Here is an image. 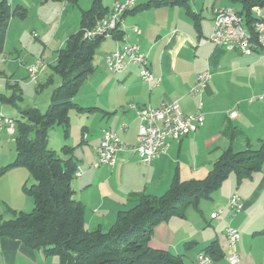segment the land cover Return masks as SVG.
<instances>
[{"label":"crops","instance_id":"crops-1","mask_svg":"<svg viewBox=\"0 0 264 264\" xmlns=\"http://www.w3.org/2000/svg\"><path fill=\"white\" fill-rule=\"evenodd\" d=\"M118 1L122 0H102L106 13ZM151 1L154 0H137L133 9L122 17L121 37L103 38L99 43L101 57L96 58V62L93 60V71L73 96V101L84 108L79 112L73 110L76 114L73 121L69 112L74 128L80 127L79 140L69 128L73 140L68 144L61 136L62 129L58 126L52 128L60 129L53 131L56 150L64 144L74 148L73 158L80 174L73 178L71 186L74 197L84 206V224L89 230L108 229L120 210L133 207L141 195H162L175 177L181 181L203 179L214 161L228 148L234 151L258 149L264 144V101H247L264 90V52L255 50L243 54L209 40L214 7L228 5L237 11L241 6L231 0H186L185 5L145 6ZM62 2L9 0L11 7L21 5L27 8V15L59 9L60 21L48 41L53 42L56 36L60 39V47L69 34L79 29L76 27L81 19L80 13L91 6L92 0ZM66 3L77 11H69ZM234 4L238 6L234 7ZM256 8L264 14V3L252 6L254 17ZM14 18L8 22L5 40ZM39 26L31 24L29 29L35 33L34 28ZM117 42L140 44L148 57L154 76L152 82L141 78L138 65L129 64L121 72L106 69L104 56L115 48ZM56 56L57 51L54 62ZM35 58L27 61L17 55L13 62L17 59L27 77L25 65ZM49 66L50 61L40 73L38 82ZM203 71L210 73L207 86L191 95L189 89ZM175 99L185 114L194 112L198 103L203 102L204 120L196 131L178 141H170L166 152L149 164H144L128 150L119 152L111 167L96 164L95 147L103 129L117 132L126 145L137 142L140 121L128 108L129 103L157 107L161 101ZM231 111H236L234 117L230 116ZM6 134L10 135L7 131ZM51 139L49 136L48 146ZM261 166L260 170L240 181L234 173L229 174L209 198L199 201V209L188 207L184 217L171 216L154 225L150 246L181 255L184 264H197V253L216 241L223 256L214 264H230L228 256L232 249L224 234L225 227L230 225L240 233L235 245L238 264H264V163ZM31 182L28 170L20 165L1 175L0 213L29 211L34 201L21 188ZM233 192L239 194L244 206L236 215L231 214L228 205ZM212 213L217 216L211 217ZM0 264H60V259L57 255L46 254L42 248L26 246L18 239L0 237Z\"/></svg>","mask_w":264,"mask_h":264},{"label":"trees","instance_id":"trees-1","mask_svg":"<svg viewBox=\"0 0 264 264\" xmlns=\"http://www.w3.org/2000/svg\"><path fill=\"white\" fill-rule=\"evenodd\" d=\"M70 1L76 3V0ZM231 1L241 6L237 12L243 17L244 24L251 28L256 19L251 8L262 5L264 0ZM185 3L186 0H154L145 6ZM80 14L79 29L67 36L57 51L55 63L50 65L52 73L60 77V83L52 89L48 108L41 111L37 107H24L19 109L17 117H12L15 122V158L0 167V176L13 167H25L32 182L23 184L21 189L34 202L28 212L11 210L9 214L0 213V237L18 239L34 249L42 248L46 254L57 255L60 264H184L181 255L150 246L154 225L171 216L184 217L188 207L199 209V201L209 198L229 174L234 173L240 181L260 170L264 163V144L258 149L234 151L228 148L214 161L203 179L181 181L175 177L162 195H141L133 207L120 210L108 229H87L84 206L74 197L71 186L77 170L74 148L64 144L62 155H59L48 147L49 131L58 126L67 139L71 121L69 112L83 110L84 107L73 101V96L93 71L94 55L103 40L102 37L83 36L86 28L107 14L102 0H92L91 6ZM26 15L27 8L21 5L11 7L9 0H0L1 55L10 18H24ZM121 35L119 28L113 32L115 39ZM52 73L45 83L53 81ZM37 85L42 86L40 82ZM11 87L10 95L0 92V101L17 105V101L22 100V91L18 83ZM201 252L209 255L213 262L223 256L216 241Z\"/></svg>","mask_w":264,"mask_h":264},{"label":"built area","instance_id":"built-area-1","mask_svg":"<svg viewBox=\"0 0 264 264\" xmlns=\"http://www.w3.org/2000/svg\"><path fill=\"white\" fill-rule=\"evenodd\" d=\"M137 0H122L115 2L104 17L96 20L91 27L84 30L85 38L113 37L122 21L123 15L133 9ZM255 21L251 28L244 24L243 17L232 6L214 7L213 25L209 40L213 44L224 47L227 50H238L243 54H250L255 50L264 52V14L259 8ZM5 57L1 58L3 61ZM106 69L111 72H121L129 64L138 65L141 78L146 82H152L154 76L151 72L147 54L141 49L138 43H116L115 48L104 56ZM48 66V62L42 56L36 57L26 65L27 77L30 81L37 83L40 73ZM210 78L209 71L198 74L194 85L189 89L191 95H196L207 86ZM259 99L264 101V90L261 94L247 99L248 102ZM178 99L172 101H161L157 107L139 106L129 103L128 108L132 110L139 119L138 138L135 145L129 146L124 143L115 131L103 129L101 139L95 147L97 155L96 164L111 167L116 161V156L121 151H130L139 157L144 164H149L166 152L172 140H179L183 136L196 131L204 120L203 102L200 101L194 112L185 114L182 112ZM236 111H231L230 116L234 117ZM14 120L10 116L0 114V133L5 129L10 135L14 133ZM1 137V136H0ZM80 172L76 170L75 176ZM228 205L232 215H236L244 207L241 197L233 192L228 199ZM212 213L211 217H216ZM229 247L232 249L228 256L230 264H238L239 257L235 251V245L240 239L238 229L227 225L225 233ZM264 252V249H263ZM197 264H214L212 258L198 252L196 255Z\"/></svg>","mask_w":264,"mask_h":264},{"label":"rangeland","instance_id":"rangeland-1","mask_svg":"<svg viewBox=\"0 0 264 264\" xmlns=\"http://www.w3.org/2000/svg\"><path fill=\"white\" fill-rule=\"evenodd\" d=\"M63 3L64 0L62 4ZM62 4L59 5L62 6ZM66 6H68L67 3ZM237 6L238 5L234 4V7ZM68 9L69 11H77V8H74L72 5H69ZM25 17L19 18L18 16H15V22L10 27V34L5 40L4 52L2 55L0 54V70H4L3 73L0 74V92L10 95L12 92L11 85L15 83H18V87L22 91V100L17 101L16 106L0 101V114L5 116L17 117L19 115V110L17 109L18 106L20 108L37 107L41 111H45L48 108L50 102L48 93H50L52 88L60 81V77L56 74H53L52 69L49 66L45 73L40 76L39 80L42 86H39L37 85L38 82H32L28 79V77H26L25 72L17 59H15V62H13L14 58L19 55L20 57H24L27 61L31 58L42 56L48 62L50 61V65L55 63L53 58L55 57L56 51H58L63 45L60 47V39L56 36L53 38V42L48 40L52 38L54 29L60 21V10L53 9V11L49 10L42 14L36 11L35 13L33 12L32 14L27 15L26 18ZM31 24L40 25V29L34 28L35 33H33V30L29 29ZM79 25L77 23L76 29L79 28ZM102 52L104 53L105 51ZM101 54V48L99 45L94 55L95 62L96 58L101 57ZM2 57H5V59L7 58L5 62L1 61ZM104 70L107 71L105 68ZM50 73H52L53 82L45 83L46 78ZM70 115L73 121L74 116L76 115L75 112L71 110ZM56 129L60 130L59 128H54V130ZM54 130L52 129L49 131L50 139L52 137L51 141L49 142V146L50 148L52 146L53 150H55L59 155H62V145L58 147L57 150L55 149L56 147H53V145L55 146L56 144L55 142H57L55 140V135L53 132ZM71 131L74 132V135L76 134V139L79 140L80 127H76L75 129L72 125V122L70 121V132ZM0 136H2L0 138V166H2L7 164V162H11L15 158V136L7 135L5 129L1 131ZM61 136L64 139L63 133H61ZM66 140L69 144L73 140V136H70L69 133V136ZM77 153H79V151H77L76 154ZM30 210H32V207H30L29 211Z\"/></svg>","mask_w":264,"mask_h":264}]
</instances>
